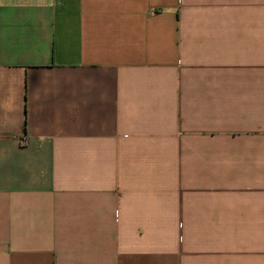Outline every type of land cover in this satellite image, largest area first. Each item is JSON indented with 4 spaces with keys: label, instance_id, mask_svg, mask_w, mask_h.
Masks as SVG:
<instances>
[{
    "label": "crops",
    "instance_id": "1",
    "mask_svg": "<svg viewBox=\"0 0 264 264\" xmlns=\"http://www.w3.org/2000/svg\"><path fill=\"white\" fill-rule=\"evenodd\" d=\"M0 264H264V0H0Z\"/></svg>",
    "mask_w": 264,
    "mask_h": 264
},
{
    "label": "built area",
    "instance_id": "2",
    "mask_svg": "<svg viewBox=\"0 0 264 264\" xmlns=\"http://www.w3.org/2000/svg\"><path fill=\"white\" fill-rule=\"evenodd\" d=\"M24 142H26V139H23Z\"/></svg>",
    "mask_w": 264,
    "mask_h": 264
}]
</instances>
